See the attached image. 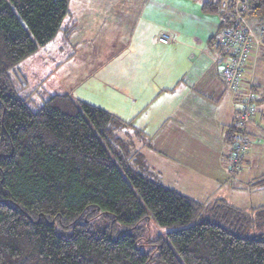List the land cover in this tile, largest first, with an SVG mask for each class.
<instances>
[{"label": "trees", "instance_id": "1", "mask_svg": "<svg viewBox=\"0 0 264 264\" xmlns=\"http://www.w3.org/2000/svg\"><path fill=\"white\" fill-rule=\"evenodd\" d=\"M69 1L0 0V264H264V230L248 232L264 227L261 207L205 205L158 183L120 135L130 121L100 106L51 93L32 108L20 96L16 67L67 29ZM220 1L201 3L221 14L219 34L232 24L231 0L225 11ZM250 1L264 16V0ZM241 136L237 113L226 139L233 148ZM150 215L178 227L154 253L139 243Z\"/></svg>", "mask_w": 264, "mask_h": 264}, {"label": "crops", "instance_id": "2", "mask_svg": "<svg viewBox=\"0 0 264 264\" xmlns=\"http://www.w3.org/2000/svg\"><path fill=\"white\" fill-rule=\"evenodd\" d=\"M202 1L70 0L64 22L67 29L49 43L54 50L51 58L56 60L53 67L66 66L67 77L80 70L86 78L108 61L125 59L122 69L114 67L110 76L117 84L114 90L125 94L126 104L121 105L113 94L116 106L99 105L130 121L127 136L147 140L135 148H144L151 170L166 172L163 179L171 184L184 180L241 190L262 177L249 174L251 148L246 136L258 138L264 132V73L259 72L257 80L254 76L260 99L255 125L246 128L243 155L235 173L229 174L234 149L227 142V130L239 104L224 85L213 47L221 14L203 12ZM229 1H220L222 11L228 9ZM161 33L170 37L169 43L157 40ZM96 59L100 65L98 61L95 67L88 64ZM126 59L132 64L143 62L132 66ZM75 61L82 68L75 70ZM217 198L223 197L213 199Z\"/></svg>", "mask_w": 264, "mask_h": 264}, {"label": "rangeland", "instance_id": "3", "mask_svg": "<svg viewBox=\"0 0 264 264\" xmlns=\"http://www.w3.org/2000/svg\"><path fill=\"white\" fill-rule=\"evenodd\" d=\"M122 3L124 4L125 2L123 1ZM89 7L93 8V5L90 4ZM116 10L117 8L115 7V11ZM249 14L250 11L247 14V23L252 29V32L255 35V39H260V43L258 42L254 47V51L252 52L253 58L251 57L249 60L252 61V63L249 65L247 69L248 72L246 73V77H251L254 82V76L257 80L259 78L258 73H264V63H261L264 62V32L262 35H260L261 31H264V17L252 15V18H248ZM110 20L113 19L110 18ZM104 46L105 45H103V47ZM50 49V44L45 47L39 48V50L34 55L27 57L25 60L21 61L13 73L14 86L18 89L20 96L27 95L29 97V100H31L29 104L32 108H36V106L41 104L47 97V95L52 92H67L71 94V96L76 97L80 100L95 104L97 106H100L99 104H104L109 107H114L117 105L113 99V94H115L121 105L126 104L125 100L127 98L125 97V94L118 93L114 90L117 84L114 83L115 80L110 76V73H112L114 67L120 70L122 69L121 62L125 63V59L116 60L117 62H114L113 60L108 61L107 63L103 64L102 68L99 67L95 71L90 73L91 76H89V78H86L88 75L81 77L80 70L76 73L74 71L72 77H67L68 70L66 69V66L61 67L59 65L58 67H53V64H55L56 60H54L55 58H51L52 51L54 50ZM256 59H259L257 73ZM96 61L99 62V60L96 59L89 61L88 64L90 66H94V63H96ZM126 61L127 64L128 62H130V65L132 66L136 65L137 63L139 65L141 62H143L137 61L135 64H132L131 59H126ZM100 62L98 63L99 65ZM74 64L75 70H77L78 68H82V65H77L80 64V62L75 61ZM69 67H71L72 70L74 69L73 65H69ZM145 111L149 110L145 109ZM247 127L250 128L251 125H248ZM129 133L131 132L129 131ZM120 135L123 138L127 137L125 130L121 131ZM129 137L131 144L134 145L132 147V150H136L135 145L139 146V144H147V140H145L144 138H136L134 135L128 136L127 138ZM246 137L249 141L248 147L251 148V153L249 156L251 168L249 174L251 176L253 174H262V177H260V179H264V132H260L258 138L254 136L252 137L251 135H247ZM235 148L237 153L239 154L237 156H235L234 154L232 155L234 160L232 165L229 167V174L235 173V171L237 170V165L238 163H240L239 158L243 155L241 154V146ZM134 155L136 159H143L144 164L149 168L151 172H153V175L158 183L164 185L167 184L168 186L172 185L174 186L172 188L178 190L180 193L188 195L205 205L211 203L214 200L213 198L220 196L223 197L222 199H224L226 202L245 211H251L252 208L256 207H261L264 210V182H252L250 186H246L241 190L231 189L229 187L214 188L210 185L209 187L202 186L203 183H201L200 185L194 183L195 185H192L184 180L175 184H171V181L167 182L163 179V175L164 177H166V172H163L161 170H159V173L155 172L151 170V168L147 165L144 158V148L139 149L138 152ZM107 221L108 218L103 219L101 217H98L93 220V223H103ZM142 226L143 227L139 230L141 234V237L139 239L140 247L143 251L152 250V253L156 251L157 242L154 241L156 238H158L159 236L166 237L167 231L178 228L173 226L159 225L152 215H150L149 218L144 223H142ZM125 227V224L115 222V230H120ZM261 230H264V227H262V229H249L248 232L249 234H256ZM150 264L157 263L153 260L150 262Z\"/></svg>", "mask_w": 264, "mask_h": 264}, {"label": "built area", "instance_id": "4", "mask_svg": "<svg viewBox=\"0 0 264 264\" xmlns=\"http://www.w3.org/2000/svg\"><path fill=\"white\" fill-rule=\"evenodd\" d=\"M250 8V0H231L232 24L229 28L222 30L213 43L224 85L238 100V125L242 133L246 132L248 125H255L254 120L258 109L256 85L251 77H246L247 63L252 57L255 45L260 43V39H255L247 23ZM263 32L261 31L260 35ZM157 40L167 44L170 42V37L162 33ZM242 139L241 136L240 140ZM241 141L234 144L235 156L239 154L235 147H242Z\"/></svg>", "mask_w": 264, "mask_h": 264}]
</instances>
